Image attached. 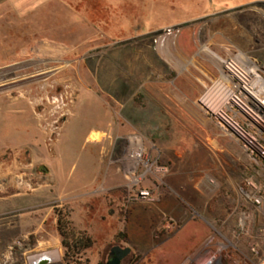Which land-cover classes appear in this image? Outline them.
<instances>
[{"label": "rangeland", "instance_id": "obj_1", "mask_svg": "<svg viewBox=\"0 0 264 264\" xmlns=\"http://www.w3.org/2000/svg\"><path fill=\"white\" fill-rule=\"evenodd\" d=\"M236 54L264 78V0H0V264H65L58 219L84 264H264V164L200 103Z\"/></svg>", "mask_w": 264, "mask_h": 264}, {"label": "built area", "instance_id": "obj_2", "mask_svg": "<svg viewBox=\"0 0 264 264\" xmlns=\"http://www.w3.org/2000/svg\"><path fill=\"white\" fill-rule=\"evenodd\" d=\"M240 54L223 59L232 60ZM241 56V55H240ZM247 58V57H245ZM252 64L239 62L233 71L220 70V82L222 88L218 91L220 113L208 109L216 120L218 127L225 133L235 137L241 149L256 163L264 164V78L259 65L250 58ZM222 74H225L226 79ZM141 155V152L138 153ZM144 177V173L135 178L138 183ZM243 197L254 205L264 204V194L261 185L253 178L248 177L241 186ZM138 199H150V191L138 190ZM247 214L242 213L240 225L246 224ZM252 251H255L252 248ZM207 252V251H206ZM205 252V253H206ZM219 252V251H218ZM213 259V260H212ZM195 264H220L217 257L194 259Z\"/></svg>", "mask_w": 264, "mask_h": 264}, {"label": "bare ground", "instance_id": "obj_3", "mask_svg": "<svg viewBox=\"0 0 264 264\" xmlns=\"http://www.w3.org/2000/svg\"><path fill=\"white\" fill-rule=\"evenodd\" d=\"M165 39H163L161 41V45H163L165 43L164 41ZM216 61L218 62V65H219V69L221 71H223V69H225L226 71H233V68H235V66L237 65V63L239 62H244V63H249L250 60L245 58L244 56H238L232 60H229V61H224L223 59H220L219 56H216ZM250 64L254 67L255 64H252L250 62ZM223 78L226 79V76L225 74H222ZM14 84V83H13ZM10 85H6V86H3V87H0V89L2 88H6ZM222 83L220 82V80H216L214 81L213 85L211 86V88L208 89V91L206 92V94L203 96V98L201 99L200 103H202L207 109H210L212 111H215V112H218L219 114H221L219 111H220V102H219V99H218V91H220V89L222 88ZM104 136V133L101 132V131H93L91 134H90V138L91 139H95L96 141H99L102 139V137ZM136 140V137H131L129 142H130V145L133 144V142H135ZM136 142L138 143V140H136ZM41 256H45V257H48L50 259V262L46 263V264H59V255L56 251H53V252H46V253H42L41 255L39 256H36V257H31L30 258V264H35L36 261H38V259L41 257ZM213 260V259H212Z\"/></svg>", "mask_w": 264, "mask_h": 264}, {"label": "trees", "instance_id": "obj_4", "mask_svg": "<svg viewBox=\"0 0 264 264\" xmlns=\"http://www.w3.org/2000/svg\"><path fill=\"white\" fill-rule=\"evenodd\" d=\"M56 229L62 241L61 245L65 250V264H84L81 256L93 245L92 237L86 232H74L66 219H58Z\"/></svg>", "mask_w": 264, "mask_h": 264}, {"label": "water", "instance_id": "obj_5", "mask_svg": "<svg viewBox=\"0 0 264 264\" xmlns=\"http://www.w3.org/2000/svg\"><path fill=\"white\" fill-rule=\"evenodd\" d=\"M112 253H114V256L111 257L106 264H120L123 259H125L131 252V248L126 247H119L115 246L111 248ZM50 262V259L45 256H41L38 261H36L35 264H46Z\"/></svg>", "mask_w": 264, "mask_h": 264}, {"label": "crops", "instance_id": "obj_6", "mask_svg": "<svg viewBox=\"0 0 264 264\" xmlns=\"http://www.w3.org/2000/svg\"><path fill=\"white\" fill-rule=\"evenodd\" d=\"M80 1L82 2L83 0H75V2H80ZM15 2L18 3L21 7L29 8V7H32V6H39L40 4H43L44 2H46V0H15ZM239 192L242 195V193H241V187L239 188ZM254 253L256 254L257 259L259 261H261L262 259H264V256L263 257L262 256L261 257L258 256L256 251H254ZM263 263H264V261H263Z\"/></svg>", "mask_w": 264, "mask_h": 264}, {"label": "flooded vegetation", "instance_id": "obj_7", "mask_svg": "<svg viewBox=\"0 0 264 264\" xmlns=\"http://www.w3.org/2000/svg\"><path fill=\"white\" fill-rule=\"evenodd\" d=\"M115 246H119V245H113V246L111 245L110 248L108 249L107 262H108V260H109L111 257L114 256V253H112L111 248H113V247H115ZM119 247H121V246H119ZM130 253H131V252H130ZM129 255H130V254H129ZM129 255H128V256H129ZM128 256H127L125 259H123L122 262H121L120 264H123V263L125 262V260L128 261L127 264H132V263H133V260H131V259H130V260H129V259L127 260ZM105 264H106V263H105Z\"/></svg>", "mask_w": 264, "mask_h": 264}]
</instances>
